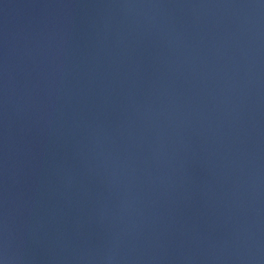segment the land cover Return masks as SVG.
<instances>
[{
    "label": "water",
    "instance_id": "obj_1",
    "mask_svg": "<svg viewBox=\"0 0 264 264\" xmlns=\"http://www.w3.org/2000/svg\"><path fill=\"white\" fill-rule=\"evenodd\" d=\"M6 264H264V0H0Z\"/></svg>",
    "mask_w": 264,
    "mask_h": 264
},
{
    "label": "clouds",
    "instance_id": "obj_2",
    "mask_svg": "<svg viewBox=\"0 0 264 264\" xmlns=\"http://www.w3.org/2000/svg\"><path fill=\"white\" fill-rule=\"evenodd\" d=\"M0 264H6V260L4 258H0Z\"/></svg>",
    "mask_w": 264,
    "mask_h": 264
}]
</instances>
